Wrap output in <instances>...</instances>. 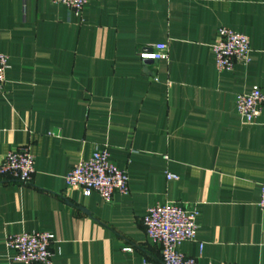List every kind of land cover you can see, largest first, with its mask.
Returning <instances> with one entry per match:
<instances>
[{
	"label": "crops",
	"instance_id": "obj_1",
	"mask_svg": "<svg viewBox=\"0 0 264 264\" xmlns=\"http://www.w3.org/2000/svg\"><path fill=\"white\" fill-rule=\"evenodd\" d=\"M220 27L250 39V63L216 70ZM154 44L167 61L139 59ZM0 53V162L27 144L35 155L30 183L0 176V264L8 235L37 231L54 236V264L158 263L142 223L156 204L196 207L179 251L197 264H264V106L249 124L235 109L264 92V0H88L80 14L0 0ZM103 148L128 175L109 202L64 182Z\"/></svg>",
	"mask_w": 264,
	"mask_h": 264
},
{
	"label": "built area",
	"instance_id": "obj_2",
	"mask_svg": "<svg viewBox=\"0 0 264 264\" xmlns=\"http://www.w3.org/2000/svg\"><path fill=\"white\" fill-rule=\"evenodd\" d=\"M61 4L68 10L80 14L88 0H49ZM150 52L139 54L141 61H167L168 52L164 44L148 47ZM214 65L218 72L232 71L235 65H247L251 61L250 39L229 28L217 30L216 42L211 46ZM7 56L0 53V92H3L6 72L9 68ZM264 106V92L258 88L236 96L235 109L241 120L252 123ZM166 159V157H164ZM35 155L30 145H23L5 154L0 162V176L11 181L28 184L34 173ZM167 180L176 177L166 174ZM69 189H78L84 197L96 193L104 202H109L114 193L127 195L128 175L110 160L107 149L95 150L88 159L74 165L65 175ZM257 207L264 210V185L259 191ZM196 207L187 208L178 204H156L146 209L142 223L148 239L159 245L160 261L154 263L144 259L140 264H197L193 257L179 251V246L196 237ZM54 236L45 232L18 233L5 238L7 264H54L51 261V245ZM201 248V246H200ZM123 251L130 252L131 248Z\"/></svg>",
	"mask_w": 264,
	"mask_h": 264
}]
</instances>
